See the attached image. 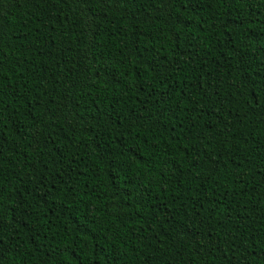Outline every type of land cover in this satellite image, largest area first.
<instances>
[{
	"label": "trees",
	"instance_id": "obj_1",
	"mask_svg": "<svg viewBox=\"0 0 264 264\" xmlns=\"http://www.w3.org/2000/svg\"><path fill=\"white\" fill-rule=\"evenodd\" d=\"M0 61V264H264V0H0Z\"/></svg>",
	"mask_w": 264,
	"mask_h": 264
},
{
	"label": "snow or ice",
	"instance_id": "obj_2",
	"mask_svg": "<svg viewBox=\"0 0 264 264\" xmlns=\"http://www.w3.org/2000/svg\"><path fill=\"white\" fill-rule=\"evenodd\" d=\"M51 2H56V0H51ZM169 3H171V0H169ZM0 62H2V61H0ZM153 63H155V61H154ZM234 87H235L237 90L240 89V85H239V84L234 85ZM237 94H239V92H238ZM130 147H131V146H130ZM122 154H123V151L121 152V155H122ZM212 171H215V169L213 168ZM2 243H3V241H0V244H2ZM64 251H67V249H64Z\"/></svg>",
	"mask_w": 264,
	"mask_h": 264
}]
</instances>
